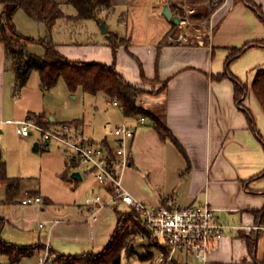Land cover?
Here are the masks:
<instances>
[{
	"label": "crops",
	"instance_id": "obj_1",
	"mask_svg": "<svg viewBox=\"0 0 264 264\" xmlns=\"http://www.w3.org/2000/svg\"><path fill=\"white\" fill-rule=\"evenodd\" d=\"M57 1L65 13L53 26V38L59 52L73 60L114 63L129 82L147 89L140 95L138 104L154 113L169 129L170 135L163 137L148 116H145L146 122L140 124V115H126L119 105L113 104L119 109L114 126L127 122L135 127L127 147L128 165L120 170L123 186L151 207L164 205L168 200L183 206L206 200L223 222L258 225L253 210L264 207V181L260 179L264 175H259L264 169V147L235 100L233 80L229 76L216 78L225 71L231 47L264 39V22L255 11L243 0H223L202 24L203 31L191 37L189 31L186 33L181 29L180 11L189 6L192 7L189 11H193L192 4L198 0H111L112 7L98 13L103 23L94 18H69L68 15L77 13L75 7L65 0ZM253 1L264 13V0ZM165 5L173 15L179 16L178 24L162 13ZM66 6L73 9L67 12ZM19 10L23 9L13 14L15 25L14 17ZM102 24L106 27L105 32ZM110 33L124 39L116 53L108 43ZM39 37L42 36L34 38ZM39 45L28 44L26 48L37 54L39 51L35 48ZM263 64L264 46L256 45L236 57L229 70L250 86L256 69ZM28 80L23 85L18 83L14 58L0 42V133L8 129L9 124L14 125L13 121L22 109L25 118L38 115L45 122L52 121L50 127L70 122L80 139L113 143L114 135L87 131L80 117L59 120L45 100L39 109L32 108L24 89ZM38 86L45 93L40 86L39 73ZM160 87L162 89L158 91ZM66 89L72 98H76V91L71 92L67 86ZM243 104L253 112L264 137V110L250 87ZM22 137L29 140V135ZM51 141L39 142L38 148H35L36 142H28L33 144L34 151L55 150L53 173L63 180L62 184L74 185L76 191L83 187L89 195L101 192L106 198L110 196V184L99 185L94 174L80 165L72 149ZM0 162V184L5 187V199L0 200L1 211L7 219L2 231L5 240L25 245L41 242L70 255L100 252L105 247L116 227L115 208L119 206L107 204L91 218V209L83 200L80 209L67 214L52 194L42 193L37 177L25 174L24 170L11 172L1 150ZM74 171H78L81 178L73 176ZM5 179L14 180V184L8 188ZM27 193L40 195L41 203L23 204L21 199ZM11 201L28 207V214L32 212L29 208L36 215L38 207L41 213L49 209V218L43 226L39 222L37 230L33 231L30 224L13 218L12 210L5 209V203ZM260 231L264 232V229L240 227L228 230L211 248L204 263L185 250L177 251L173 261L176 264H259L264 260V251L261 255L257 249L252 253L246 236ZM36 252L14 264L25 257L36 256ZM150 254V258L142 260L135 254L128 256L123 252L121 264L123 260L127 264H149L154 256L153 252ZM1 258L4 262L0 264H10L7 256L0 255Z\"/></svg>",
	"mask_w": 264,
	"mask_h": 264
},
{
	"label": "trees",
	"instance_id": "obj_2",
	"mask_svg": "<svg viewBox=\"0 0 264 264\" xmlns=\"http://www.w3.org/2000/svg\"><path fill=\"white\" fill-rule=\"evenodd\" d=\"M209 1L211 4H216L217 6L212 5L209 8L208 5H202L196 9L197 11L191 17L203 23L207 22L211 13L223 2V0ZM243 1L264 22V13L261 7L253 0ZM65 2L71 4L77 10L75 15H68L69 18H94L99 23H103L99 18V11L103 8L110 9L112 7L111 0H65ZM0 6L2 7V12L0 13V42L5 44L7 52L14 58L16 77L20 85H23L28 80L32 70L38 71L40 86L43 90L54 86L58 79L62 77L71 92H75L79 87L88 93L103 91L106 96L115 98L117 99L115 101L120 102L124 114L130 116H148L155 123L156 128L163 137L170 135L169 129L164 122L154 113L142 108L138 104L139 94L145 91L143 87L129 82L116 69L114 63L73 60L59 52L56 47V41L53 38V26L58 18L65 16V13L57 0H0ZM18 9H23L29 17L44 23L46 29L45 35L35 39L34 37L20 33L13 21V14ZM33 43L40 44L43 47L44 51L42 54L28 52L26 46ZM108 43L111 45L114 53H116L117 48L124 43V39H118L113 33H110L108 35ZM256 45L264 46V39L248 41L241 47H231L226 57L225 71L216 75V78L220 79L224 76H229L233 80L235 100L245 112L250 127L264 147V137L256 125L254 114L250 108L243 104L250 87L264 110V64L263 67L256 69L250 86L234 76L229 70L230 63L236 57L240 56L251 46ZM143 78L146 80V77L143 76ZM164 86L165 84L162 87ZM33 117L38 122L45 124L40 116L33 115ZM46 123H49L47 126H50L53 122L49 121ZM259 175H264V169ZM5 184L10 188L14 184V180L5 179ZM119 209L118 207L115 208L117 215L116 227L109 241L100 252L87 251L70 255L60 253L48 246L50 255L54 256L50 264H121L123 252L128 256L136 254L142 260L150 258L151 254L144 255L138 253L135 251L132 243H128L130 240L128 236L133 231L124 223L122 217L125 215V211L123 212ZM253 213L257 222L264 224V207L253 210ZM126 214L130 217L128 219L135 226L141 227L144 233H151L141 216L134 209L129 208ZM6 223L7 219L1 211L0 203V255L7 256L10 264L20 261L24 256H29L33 250L45 248L46 245L41 242L25 245L5 240L2 236V231ZM258 238V233L253 236H246L249 249L252 253H255L257 249ZM171 264L176 263L171 261ZM259 264L264 263L260 262Z\"/></svg>",
	"mask_w": 264,
	"mask_h": 264
},
{
	"label": "rangeland",
	"instance_id": "obj_3",
	"mask_svg": "<svg viewBox=\"0 0 264 264\" xmlns=\"http://www.w3.org/2000/svg\"><path fill=\"white\" fill-rule=\"evenodd\" d=\"M192 5L194 7L193 11H189L190 9H192V7L190 6L186 9H181L180 11V15L182 17L181 25H183V28L181 29L185 30L186 33L189 31V36L191 37L195 36V34L199 32H202L204 29L202 25L203 22L192 18L191 15L195 13L197 11L196 9L201 7L202 5H208L210 8V6H214L216 4H211L209 0H198V2ZM66 9L67 12H69V10L73 8L72 6H66ZM14 20L16 22L17 30L25 35L32 37L45 35L46 29L44 28L45 26L42 24V22H36L30 19L26 15L24 10L17 11ZM179 34L180 33H178V35ZM35 49L39 51H35L36 53L38 52L37 54H42L44 51L43 47L40 45ZM24 89L29 96L28 98L30 100L29 102L32 105V108L39 109L42 100H45L49 104V106L53 108L52 114L57 116L59 120H61L62 118L80 117L84 120L87 131L102 135L107 134L108 136H110L109 134L113 135V122L119 115V109L118 107L113 105L112 101L117 99L106 96L103 91H98L99 93H85L80 88H78L76 90V98H72L70 94H68V91L64 84V80L59 79L58 83H56L51 88L44 90L45 93H43L38 86V73L36 70H32L29 76V80ZM143 89L147 91L146 88L143 87ZM142 93L143 92L139 94L138 100ZM107 100H110V102ZM117 102V105L121 107L120 102ZM24 115L25 113L22 111V109H20L18 117L15 118L14 121L24 120ZM29 118L36 120L33 117ZM43 122L45 123L44 125L47 126L48 123H46L45 121ZM9 125L10 127H8V129L4 130L3 133H0V150L3 159H5L7 162L9 170L11 172L24 170L26 172L25 174L37 177L40 182L42 193H45L47 195L52 194L55 201L60 203L59 207H64L63 210L64 212H68L67 214H71L70 212H74L77 211L76 209H80L81 205L79 204H81L85 197L89 195V192L84 191L83 187L76 191V188H73L74 185L66 184L68 186L67 187L66 185L62 184L64 182L60 177H55L53 173V170L55 168L53 163H55L56 159L55 150H51L49 152L34 151L33 144L30 145L28 141L31 140V143L32 141L33 143L37 142L40 137L39 133L36 131L32 132L29 135V140L27 141L22 137V135L17 133V125L15 123L14 125ZM51 144L55 145V142L51 141ZM260 179L264 181V176ZM22 194L23 193H21L20 195ZM27 195H32V193H27L25 196ZM3 199H5V187L2 183L0 184V200ZM119 207L120 211H125V215H123L122 217L125 225H127L128 228L133 231L132 234H129L128 236L130 238L128 243L131 242L135 251H137L138 253L148 255L153 252L154 256L149 260V264H166L163 261L158 263L157 255L159 251H163L164 255L167 256L169 253L168 250L164 246L160 245L157 241L152 239V236L150 234H147L146 232L144 233L141 230V227L135 226L134 223H132L128 219L129 213L126 214V211H129V208L125 204H122ZM5 209L12 210L11 216L13 218L23 219L25 224H30V227L33 231L37 230L39 222H45V219L49 218V214L47 213L49 212V209L46 212L41 213L39 211L42 210L40 209V207H38L39 211L36 215L35 212H33L31 208H29V211L32 212L28 214V207H22V205H19L14 201H11L9 203L6 202ZM258 234L260 235V237L257 244V252L261 255V253H263L264 251V232L260 231L258 232ZM35 251H37L36 256L25 257L18 264H37L38 257L44 254V250H33V252ZM53 258L54 256L50 255L48 251L45 264H50ZM0 262H4L2 258L0 259ZM261 262L264 263V260H262ZM122 264H127V262L123 260ZM169 264H171V262Z\"/></svg>",
	"mask_w": 264,
	"mask_h": 264
},
{
	"label": "built area",
	"instance_id": "obj_4",
	"mask_svg": "<svg viewBox=\"0 0 264 264\" xmlns=\"http://www.w3.org/2000/svg\"><path fill=\"white\" fill-rule=\"evenodd\" d=\"M2 7L0 6V13ZM182 38V36H179ZM171 39H174L171 37ZM117 105V101H113ZM16 131L22 136L32 132L39 133L40 141L55 140L72 149L84 168L90 170L99 185L110 184L112 191L108 198L99 193H92L84 199V204L91 209L90 217H96L97 212L105 205H127L134 209L150 230L152 239L168 250L165 256L159 251L157 261L169 264L177 251L191 252L200 262L207 260L209 251L230 229L246 228L264 229L263 224L237 225L223 222L219 219L215 208L206 200L190 205H179L173 200L166 204L151 207L136 199L122 184L120 170L128 165V142L134 136L135 127L127 122L113 126V143H100L80 139L76 136L70 122H62L56 127H47L32 119L25 118L13 121ZM140 124L146 122V117L140 115ZM42 198L38 194L27 195L21 199L23 204H39ZM44 222H40L43 226ZM48 244L44 254L38 257L37 264H45L48 255Z\"/></svg>",
	"mask_w": 264,
	"mask_h": 264
},
{
	"label": "water",
	"instance_id": "obj_5",
	"mask_svg": "<svg viewBox=\"0 0 264 264\" xmlns=\"http://www.w3.org/2000/svg\"><path fill=\"white\" fill-rule=\"evenodd\" d=\"M162 13H163L168 19H172V21H173L174 23L178 24V23L180 22V18H179V16H178V15H173V13H172V11H171V9L169 8L168 5H165V6H164ZM102 29H103L104 32L106 31V27H105L104 24H102ZM38 145H39V142H36V143H35V148H38ZM72 175L75 176V177L81 178V177H80V174H79L78 171H74V172L72 173Z\"/></svg>",
	"mask_w": 264,
	"mask_h": 264
}]
</instances>
